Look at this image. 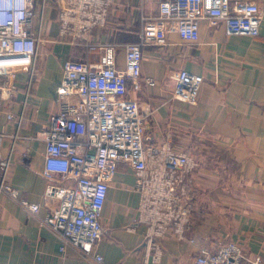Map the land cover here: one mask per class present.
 Masks as SVG:
<instances>
[{
  "label": "crops",
  "instance_id": "crops-1",
  "mask_svg": "<svg viewBox=\"0 0 264 264\" xmlns=\"http://www.w3.org/2000/svg\"><path fill=\"white\" fill-rule=\"evenodd\" d=\"M161 0H113L107 24L92 32V39L120 44L117 64L125 65L123 44L143 36L142 75L130 96L147 116L146 136L154 144H169L192 154L197 168L187 183L194 198L193 224L184 238L168 233L159 242L158 258L147 248V224L141 221L139 192L133 168L122 163L108 190L101 212L104 236L97 251L103 264H194L200 250L240 242L250 255L264 256V0L258 36L229 35L221 23H200L197 42L184 40L173 20H159ZM33 29L47 39L34 60L31 90L28 65L18 75V90L0 111V153L9 157L7 183L17 198L0 194V264H94L63 242L41 219L59 204H44L47 180L45 142L32 139L58 108L57 98L68 59L98 61L84 46L59 37L58 8L52 0H34ZM180 69L202 74L204 82L195 104L174 97L172 72ZM22 121L9 119L8 113ZM19 134L17 139L13 136ZM14 140L16 147L12 150ZM31 148L29 162L21 152ZM22 200L40 204L38 216ZM154 253V251H153Z\"/></svg>",
  "mask_w": 264,
  "mask_h": 264
},
{
  "label": "built area",
  "instance_id": "built-area-1",
  "mask_svg": "<svg viewBox=\"0 0 264 264\" xmlns=\"http://www.w3.org/2000/svg\"><path fill=\"white\" fill-rule=\"evenodd\" d=\"M52 1L58 8L60 33L51 40L84 46L87 55L98 52L99 60L65 61L58 108L32 138L45 142L44 204L59 201L41 221L61 239L63 250L74 248L94 264H103L96 249L104 236L101 212L120 164L127 163L136 176L132 189L141 195L147 256L152 252L157 259L162 238L168 233L184 238L193 224L195 201L186 179L198 162L187 151L148 141L146 113L127 86L128 80L134 87L141 80L155 85L153 78L142 75L145 38L123 44V68L117 64L120 44L92 39L93 30L107 24L113 0ZM35 17L34 0H0V111L18 90L23 65H28L26 87L31 90L34 60L47 41L34 31ZM157 18L176 21L181 37L197 42L202 21L210 27L224 23L229 35L258 36L263 13L253 0H161ZM170 78L176 99L197 102L202 74L180 69ZM7 116L22 121V116L16 118L11 112ZM4 136L0 132V139ZM15 147L14 140L12 150ZM31 157V148L26 147L21 160L27 163ZM9 164V157L0 153V194L17 198L18 190L6 180ZM22 203L38 216L40 204ZM194 264H264V256L250 255L240 242L230 241L214 251L201 249Z\"/></svg>",
  "mask_w": 264,
  "mask_h": 264
}]
</instances>
